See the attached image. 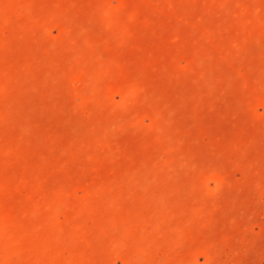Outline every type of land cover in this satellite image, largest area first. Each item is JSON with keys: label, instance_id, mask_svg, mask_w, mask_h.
Listing matches in <instances>:
<instances>
[{"label": "rangeland", "instance_id": "374dc122", "mask_svg": "<svg viewBox=\"0 0 264 264\" xmlns=\"http://www.w3.org/2000/svg\"><path fill=\"white\" fill-rule=\"evenodd\" d=\"M0 264H264V0H0Z\"/></svg>", "mask_w": 264, "mask_h": 264}]
</instances>
